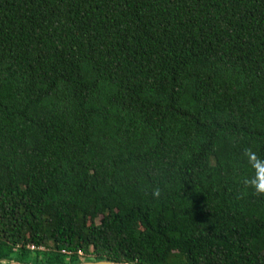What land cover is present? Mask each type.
Masks as SVG:
<instances>
[{
  "label": "trees",
  "instance_id": "trees-1",
  "mask_svg": "<svg viewBox=\"0 0 264 264\" xmlns=\"http://www.w3.org/2000/svg\"><path fill=\"white\" fill-rule=\"evenodd\" d=\"M249 148L264 0H0V261L264 264Z\"/></svg>",
  "mask_w": 264,
  "mask_h": 264
},
{
  "label": "clouds",
  "instance_id": "clouds-1",
  "mask_svg": "<svg viewBox=\"0 0 264 264\" xmlns=\"http://www.w3.org/2000/svg\"><path fill=\"white\" fill-rule=\"evenodd\" d=\"M244 156L254 175L248 180L249 186L259 195H264V158L252 149H246ZM159 195V193H157Z\"/></svg>",
  "mask_w": 264,
  "mask_h": 264
},
{
  "label": "water",
  "instance_id": "water-1",
  "mask_svg": "<svg viewBox=\"0 0 264 264\" xmlns=\"http://www.w3.org/2000/svg\"><path fill=\"white\" fill-rule=\"evenodd\" d=\"M0 264H25V263H21L16 260H11V261L3 260L0 261ZM80 264H130V263H119L110 260H100V261H83Z\"/></svg>",
  "mask_w": 264,
  "mask_h": 264
},
{
  "label": "built area",
  "instance_id": "built-area-1",
  "mask_svg": "<svg viewBox=\"0 0 264 264\" xmlns=\"http://www.w3.org/2000/svg\"><path fill=\"white\" fill-rule=\"evenodd\" d=\"M35 249H36L35 247H32V250H35ZM64 253H66V251H64ZM79 254H80L81 257H83V253L82 252H80Z\"/></svg>",
  "mask_w": 264,
  "mask_h": 264
}]
</instances>
